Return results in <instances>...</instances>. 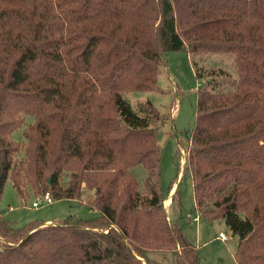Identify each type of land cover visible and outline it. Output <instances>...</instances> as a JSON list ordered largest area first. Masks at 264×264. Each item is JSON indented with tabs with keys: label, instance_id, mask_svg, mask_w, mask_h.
<instances>
[{
	"label": "trees",
	"instance_id": "trees-1",
	"mask_svg": "<svg viewBox=\"0 0 264 264\" xmlns=\"http://www.w3.org/2000/svg\"><path fill=\"white\" fill-rule=\"evenodd\" d=\"M173 52L234 60L230 90L197 91L183 167L235 263L264 264V0H0V192L98 213L15 228L0 212V264H198L163 207L153 106L122 97L159 90Z\"/></svg>",
	"mask_w": 264,
	"mask_h": 264
},
{
	"label": "rangeland",
	"instance_id": "rangeland-1",
	"mask_svg": "<svg viewBox=\"0 0 264 264\" xmlns=\"http://www.w3.org/2000/svg\"><path fill=\"white\" fill-rule=\"evenodd\" d=\"M164 58L167 66L159 69L156 84L159 90L124 93L122 97L134 110H138L147 103L153 106V114L157 117L153 127L157 130L156 143L161 149L163 207L170 219L180 216L178 223L183 235L198 249V264H236L233 255L237 238L232 236L222 220L206 222L199 217L195 211L190 173L183 167L187 145L186 136H189L194 127L197 91L202 88L214 90L212 84L217 82L223 85L219 88L220 90H230L229 77L221 76L220 71L227 72L230 81L235 82L237 76L233 65L234 60L226 54L191 56L184 52L166 53ZM195 71L201 74L200 78L195 76ZM210 78L214 79L213 83H210ZM29 122L31 119L26 118V124ZM16 134L13 137L19 139ZM131 172L142 184L146 178V171L141 166H136L131 169ZM176 177H178L177 183ZM173 185L175 191L170 195L168 204L167 197ZM176 191L178 195L174 196ZM41 196L35 197L30 194L23 202L16 196L11 182L7 180L0 192L1 215L15 228H21L32 222H38L41 224L40 227H43L60 223L69 216L83 220L98 216V213L84 202L74 200H58L33 208L32 203L38 201ZM179 202L182 209L180 214ZM219 233L224 234L227 240H220ZM167 256L169 257H163L162 260L160 256L156 257L162 261V264H170L171 256Z\"/></svg>",
	"mask_w": 264,
	"mask_h": 264
},
{
	"label": "built area",
	"instance_id": "built-area-1",
	"mask_svg": "<svg viewBox=\"0 0 264 264\" xmlns=\"http://www.w3.org/2000/svg\"><path fill=\"white\" fill-rule=\"evenodd\" d=\"M52 202H53V200H52L51 196L48 193H45L43 195V197H41L38 201L33 202L31 206L33 208H38V207L43 206V205L51 204ZM218 238L222 241L227 240V237L222 233H219Z\"/></svg>",
	"mask_w": 264,
	"mask_h": 264
},
{
	"label": "crops",
	"instance_id": "crops-1",
	"mask_svg": "<svg viewBox=\"0 0 264 264\" xmlns=\"http://www.w3.org/2000/svg\"><path fill=\"white\" fill-rule=\"evenodd\" d=\"M166 68V67H165ZM180 175V174H179ZM179 175H178V177H179ZM178 177H177V179H176V183H177V181H178ZM175 185V184H174ZM173 185V187L171 188V190H170V193H169V196L167 197V203L169 204L170 203V195L171 194H173L174 193V191H175V186ZM46 224H48V223H46Z\"/></svg>",
	"mask_w": 264,
	"mask_h": 264
}]
</instances>
